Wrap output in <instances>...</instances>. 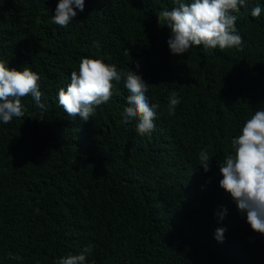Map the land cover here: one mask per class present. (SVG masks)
<instances>
[{"label": "trees", "instance_id": "obj_1", "mask_svg": "<svg viewBox=\"0 0 264 264\" xmlns=\"http://www.w3.org/2000/svg\"><path fill=\"white\" fill-rule=\"evenodd\" d=\"M58 3L0 0V61L39 74L45 106L29 95L25 117L0 122V264H57L89 245L86 264H264V235L219 186L231 140L264 109V0L240 8V48L182 55L158 23L177 0H85L67 27L52 23ZM82 58L149 84V103L160 105L151 133L139 134L136 119L122 123L125 77L90 120L64 112L58 92ZM172 91L181 102L170 116Z\"/></svg>", "mask_w": 264, "mask_h": 264}, {"label": "clouds", "instance_id": "obj_2", "mask_svg": "<svg viewBox=\"0 0 264 264\" xmlns=\"http://www.w3.org/2000/svg\"><path fill=\"white\" fill-rule=\"evenodd\" d=\"M245 3L246 0H192L191 3L177 0L176 7L160 11L158 23L170 29L167 40L170 52L182 55L192 46L200 45L205 49L240 48L243 40L238 34L236 22ZM84 6L85 0H59L52 23L67 27L77 15L75 9L83 11ZM261 11V7L256 6L251 16L258 18ZM95 46L99 47L98 44ZM129 54L130 50L126 49L125 55ZM122 77L126 78L124 86L129 92L122 123L136 119L139 134L151 133L156 127L154 121L158 118L160 105L149 103L146 95L149 84L137 72L124 73L114 64H106L100 59H81L79 70L71 73V82L66 90L61 88L58 92L59 105L68 116L88 121L96 114L97 107L112 97L113 81L119 82ZM40 79L39 74L27 67L18 71L9 69L5 62L0 61V122L8 124L14 117H25L22 98L29 95L39 108L44 109ZM180 102L178 93L172 91L167 105L170 116L175 114ZM231 147L233 153L228 154L223 165L219 166L223 177L219 186L231 196L237 210L242 215L246 214L251 229L264 235V109L255 111L245 122L241 134L231 140ZM211 159L206 148L199 152V163L205 172L210 170ZM226 214L227 208L217 213L220 220ZM225 232V228L218 227L214 238L223 242ZM91 251L92 246L89 245L80 254L60 258L57 264H86V254ZM9 259L19 260L20 257L10 253Z\"/></svg>", "mask_w": 264, "mask_h": 264}]
</instances>
